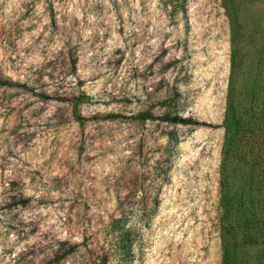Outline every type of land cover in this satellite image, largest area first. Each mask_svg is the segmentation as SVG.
Instances as JSON below:
<instances>
[{"label": "rangeland", "instance_id": "obj_1", "mask_svg": "<svg viewBox=\"0 0 264 264\" xmlns=\"http://www.w3.org/2000/svg\"><path fill=\"white\" fill-rule=\"evenodd\" d=\"M229 79L259 212L264 0H0V264H223Z\"/></svg>", "mask_w": 264, "mask_h": 264}, {"label": "trees", "instance_id": "obj_2", "mask_svg": "<svg viewBox=\"0 0 264 264\" xmlns=\"http://www.w3.org/2000/svg\"><path fill=\"white\" fill-rule=\"evenodd\" d=\"M235 28L232 21V40L235 38ZM231 78L237 63L236 51L231 50ZM232 81L227 83V103L225 114L221 120L223 127V143L220 154L219 168L221 172L220 192H219V210L221 223V238L223 248V264H237L235 259L234 246L237 244V238L241 245L257 246L255 264H264V206L259 208V212L250 199L251 183L244 181L243 186L233 187L234 177L228 168L227 158L233 147L235 139V119H233L231 94ZM153 114L149 112L139 113L135 117L144 120L150 118ZM171 120H175L172 119ZM239 179V178H238ZM241 180V179H239ZM248 258H245V264Z\"/></svg>", "mask_w": 264, "mask_h": 264}]
</instances>
